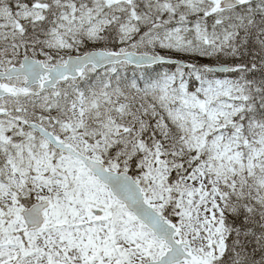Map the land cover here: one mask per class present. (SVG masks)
<instances>
[{"label":"snow or ice","instance_id":"1","mask_svg":"<svg viewBox=\"0 0 264 264\" xmlns=\"http://www.w3.org/2000/svg\"><path fill=\"white\" fill-rule=\"evenodd\" d=\"M0 264H264V0H0Z\"/></svg>","mask_w":264,"mask_h":264}]
</instances>
